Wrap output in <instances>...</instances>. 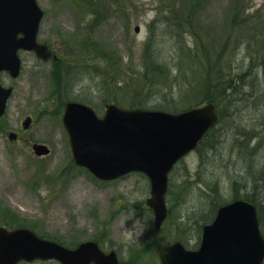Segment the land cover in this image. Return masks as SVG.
<instances>
[{
    "label": "rangeland",
    "instance_id": "rangeland-1",
    "mask_svg": "<svg viewBox=\"0 0 264 264\" xmlns=\"http://www.w3.org/2000/svg\"><path fill=\"white\" fill-rule=\"evenodd\" d=\"M38 1L45 10L39 39L62 60L44 62L22 50L20 76L1 75L15 90L0 118V225L30 226L69 247L95 239L124 264H162L157 239L195 248L200 218L240 194L262 206L264 233V0ZM147 53L169 71L164 78L146 75L156 84L145 108L181 111L203 103L207 87V95L218 93L211 85L218 77L239 86V156L233 138L217 132L218 140L212 135L182 158L170 174L161 230L146 203L149 178L131 172L103 181L76 165L61 119L68 99L90 102L99 115L107 101L128 107ZM28 115L34 119L25 129ZM12 131L18 140L8 138ZM35 142L49 145L50 154L35 156Z\"/></svg>",
    "mask_w": 264,
    "mask_h": 264
},
{
    "label": "water",
    "instance_id": "water-1",
    "mask_svg": "<svg viewBox=\"0 0 264 264\" xmlns=\"http://www.w3.org/2000/svg\"><path fill=\"white\" fill-rule=\"evenodd\" d=\"M42 17L37 0H0V72L19 74L20 48L35 50L44 59L51 56L49 48L37 40ZM11 92L12 88L0 84V116ZM218 117L213 103L179 113L107 104L105 115L99 117L84 103L68 102L63 123L75 162L100 179H114L135 170L149 176L151 196L147 203L159 228L168 214L165 197L170 170L197 146ZM30 123L31 118H27L25 127ZM33 148L38 155L50 152L45 144ZM157 252L163 264H262L264 237L257 207L245 199L222 205L214 220L204 225L198 249H187L176 241L159 245ZM35 259H56L62 264H122L114 250L105 252L94 240L68 248L26 227H0V264Z\"/></svg>",
    "mask_w": 264,
    "mask_h": 264
},
{
    "label": "trees",
    "instance_id": "trees-1",
    "mask_svg": "<svg viewBox=\"0 0 264 264\" xmlns=\"http://www.w3.org/2000/svg\"><path fill=\"white\" fill-rule=\"evenodd\" d=\"M147 65H146V70L144 71V73L142 75L139 76V83H137V79L136 81H134V78H132V85L134 84V88L132 91V95L133 98L131 97V100L129 101V105L130 107H144L147 106L145 103H149V98L148 96L152 93V89L151 87L153 85H155L156 83H153V80L151 79L150 82H147L146 80V75L151 72L150 76L155 77V75L159 77H166V71H169V65L167 66L165 63V60H162L161 58H159L158 56H153L151 54L147 53ZM143 77V78H141ZM138 78V77H137ZM219 78V79H218ZM214 83H212L211 85L214 88H218V93L213 96L207 95L209 94V87L206 88V92H208L206 94V92L204 91V95L206 96V99H208V101H212L214 102L217 106L220 104V101L222 99H224L226 102V109L222 108L220 110V119L217 123L216 126H214L208 133L207 135L204 137V139L201 141V145L205 144L206 139L209 138L210 136H215V141L218 140L219 137H217L218 133L219 136L224 133L228 136L230 135L233 139V147L235 149L234 152H236V154L239 156V86L234 83L233 81V77L231 79H225V81H222L221 77H218ZM137 83V86H135V84ZM148 83V84H147ZM144 84L148 85V89L149 91H147L146 89H144ZM109 88H112L111 83H109ZM147 92H146V91ZM204 101H207L205 99V97L203 98ZM202 99V100H203ZM116 100V99H115ZM199 104V103H197ZM196 105V104H195ZM191 106V105H190ZM228 109H230L229 111H227ZM166 110H170V111H174V110H179L178 107L176 106H170L168 108H166ZM218 132V133H217ZM232 133V134H231ZM204 160V156L202 157ZM206 158V157H205ZM263 171H259L260 176L263 175L262 173ZM238 197H244L246 199L251 200V198H247L246 196H240V194H236V196L234 198H238ZM258 209H259V215H262V206L258 205ZM216 210L214 208H212V214H206L203 217L200 218L201 220V225H200V229L202 227V225L206 222H209L212 218L213 215L215 214ZM45 237L48 238H52L54 240L59 241L58 239H56L55 237H50L47 235H43ZM167 238H165V236H162L161 238L157 239L156 243H154V246L159 243V242H166ZM60 242V241H59Z\"/></svg>",
    "mask_w": 264,
    "mask_h": 264
},
{
    "label": "flooded vegetation",
    "instance_id": "flooded-vegetation-1",
    "mask_svg": "<svg viewBox=\"0 0 264 264\" xmlns=\"http://www.w3.org/2000/svg\"><path fill=\"white\" fill-rule=\"evenodd\" d=\"M19 137H20V136H19ZM19 137H18V138H19Z\"/></svg>",
    "mask_w": 264,
    "mask_h": 264
}]
</instances>
